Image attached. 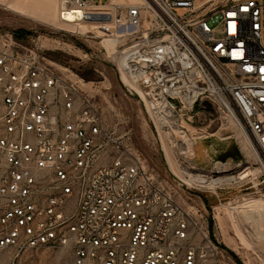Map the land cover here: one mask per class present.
<instances>
[{
    "label": "built area",
    "instance_id": "2783aa9c",
    "mask_svg": "<svg viewBox=\"0 0 264 264\" xmlns=\"http://www.w3.org/2000/svg\"><path fill=\"white\" fill-rule=\"evenodd\" d=\"M77 11L70 25L93 21L102 40L114 38L125 94L179 167L194 169L195 141L212 135L202 132L210 103L241 122L264 170V0H57L60 22ZM230 166L216 161L212 173ZM204 211L178 201L129 130L106 122L93 88L0 29V254L68 248L72 264H230Z\"/></svg>",
    "mask_w": 264,
    "mask_h": 264
},
{
    "label": "rangeland",
    "instance_id": "374dc122",
    "mask_svg": "<svg viewBox=\"0 0 264 264\" xmlns=\"http://www.w3.org/2000/svg\"><path fill=\"white\" fill-rule=\"evenodd\" d=\"M0 29L24 32V45L37 50L51 68L66 77L93 84L97 104L106 122L115 125L117 131L129 130L132 145L174 197L178 201L184 199L204 205L206 217L212 220V236L222 246L224 258L230 264H264V239L256 240L252 232L264 230V226L259 229L242 219V212L256 204L263 205L264 209V170L250 149L254 146L248 134L250 144L244 143L237 125L230 118L206 103L205 115L213 122L204 126L202 132L212 135L195 141V168L187 171L178 166L182 158L174 157L166 142L160 143L153 135L142 104L125 94L110 60L112 52L119 47L117 44L111 47L93 26L61 23L57 0H0ZM162 145L166 147V154ZM216 161L230 162V170L212 173V164ZM244 167L254 173L214 187L196 185L185 175L188 172L212 177L236 176ZM179 182L189 185L181 190ZM0 264H72V259L68 248H40L18 255L1 253Z\"/></svg>",
    "mask_w": 264,
    "mask_h": 264
},
{
    "label": "bare ground",
    "instance_id": "6f19581e",
    "mask_svg": "<svg viewBox=\"0 0 264 264\" xmlns=\"http://www.w3.org/2000/svg\"><path fill=\"white\" fill-rule=\"evenodd\" d=\"M80 15H81V12H79V11L75 12L73 15L71 13H67L65 15V17H66L68 22H65V23L63 22V23L65 25H67V26H70L69 22H72L75 19V17H77L79 19ZM94 24H95V22H93V21L82 20L80 26H83V27L84 26H87V27L89 26V27H91ZM85 32H88V30H85ZM106 41H107V44H109L111 47L113 46V44L115 42L114 38L110 39V40H106ZM75 80L79 84V86H81V87L93 88V84L91 82H84L81 79H75ZM234 123L237 125V127H238L237 129L242 134L244 143H246V144L249 143L250 144L248 136H247V133H246L243 125L240 124L237 121L234 122ZM250 149H252V151H254L255 155L258 156V153L254 149V147H252V148L250 147ZM253 173L254 172H252L248 167H244L243 169H241L238 172V174L236 176L231 174V175H223V176L221 175V176H217V177H212V176H209V175H206V174H199L198 173V174L189 175V177H190L189 180L191 182L196 183V185L214 187V186H216L218 184H221L223 182L234 181L236 179H244V178L248 177L249 175H251ZM256 207H258V208H256ZM242 213H241L242 214V219L244 221L251 222L250 226L254 225L255 227H259V229H261V226L262 227L264 226V209H263V205L256 204L254 208L248 209V210H244V212H242ZM252 232L255 235V237H256L255 239L256 240H263L264 239V230L257 231V229H254Z\"/></svg>",
    "mask_w": 264,
    "mask_h": 264
},
{
    "label": "trees",
    "instance_id": "16d2710c",
    "mask_svg": "<svg viewBox=\"0 0 264 264\" xmlns=\"http://www.w3.org/2000/svg\"><path fill=\"white\" fill-rule=\"evenodd\" d=\"M14 34H15V36H17L19 38H22L25 35L24 32H14ZM208 226H209L210 235L212 236V220L211 219H208Z\"/></svg>",
    "mask_w": 264,
    "mask_h": 264
},
{
    "label": "snow or ice",
    "instance_id": "6c2138e0",
    "mask_svg": "<svg viewBox=\"0 0 264 264\" xmlns=\"http://www.w3.org/2000/svg\"><path fill=\"white\" fill-rule=\"evenodd\" d=\"M235 55H239V53H235Z\"/></svg>",
    "mask_w": 264,
    "mask_h": 264
},
{
    "label": "water",
    "instance_id": "95a60500",
    "mask_svg": "<svg viewBox=\"0 0 264 264\" xmlns=\"http://www.w3.org/2000/svg\"><path fill=\"white\" fill-rule=\"evenodd\" d=\"M100 18H102V17H100Z\"/></svg>",
    "mask_w": 264,
    "mask_h": 264
}]
</instances>
